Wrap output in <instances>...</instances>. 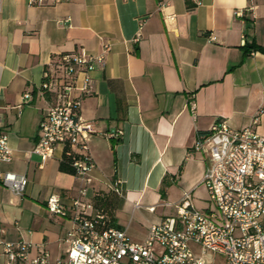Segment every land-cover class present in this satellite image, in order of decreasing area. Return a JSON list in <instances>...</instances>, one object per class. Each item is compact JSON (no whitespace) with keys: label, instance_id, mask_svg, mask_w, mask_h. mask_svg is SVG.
I'll use <instances>...</instances> for the list:
<instances>
[{"label":"crops","instance_id":"1","mask_svg":"<svg viewBox=\"0 0 264 264\" xmlns=\"http://www.w3.org/2000/svg\"><path fill=\"white\" fill-rule=\"evenodd\" d=\"M252 41L264 47V0H0V130L12 149L0 170L28 180L22 197L0 186L3 239L30 243V257L44 249L61 257L68 246L81 183L59 170L61 148L44 162L28 154L50 100L39 89L43 73L59 55L110 47L103 64L94 62L80 107L95 164L85 200L142 242L184 193L197 209L212 208L209 200L196 206L206 162L190 151L215 119L264 135V53L243 56ZM117 130V138L103 135ZM51 195L65 216L46 210Z\"/></svg>","mask_w":264,"mask_h":264},{"label":"built area","instance_id":"2","mask_svg":"<svg viewBox=\"0 0 264 264\" xmlns=\"http://www.w3.org/2000/svg\"><path fill=\"white\" fill-rule=\"evenodd\" d=\"M191 1L199 4V0ZM174 17L165 15L171 21ZM139 35L138 31L133 42ZM109 49L104 44L97 55H59L43 73L39 87L50 100L28 154L44 162L61 148L81 183L69 207L67 249L61 257L53 258L45 249L30 257V243L5 241L0 228L3 264H264V135L252 126L232 129L215 119L205 134L197 136L190 152L202 154L206 162L201 183L212 208L197 209L189 193H184L174 205V214L151 225L142 242L130 240L125 229L112 226L102 210L85 200L95 164L88 153L92 125L81 119L80 107L91 93L94 62L103 64ZM190 105L194 108L192 101ZM103 135L117 138L122 131ZM11 159L8 135L0 130V164ZM27 184L25 175L0 170V186L14 196L22 197ZM45 208L52 215L67 213L57 195L46 199Z\"/></svg>","mask_w":264,"mask_h":264},{"label":"trees","instance_id":"3","mask_svg":"<svg viewBox=\"0 0 264 264\" xmlns=\"http://www.w3.org/2000/svg\"><path fill=\"white\" fill-rule=\"evenodd\" d=\"M254 52L264 53V47L257 45L254 41H252L249 44H245L243 46V56L244 57H246V56H248ZM59 170L61 172H65V173H69V174L74 173L71 166H70V160L66 157H63V159L61 160V162L59 164Z\"/></svg>","mask_w":264,"mask_h":264},{"label":"rangeland","instance_id":"4","mask_svg":"<svg viewBox=\"0 0 264 264\" xmlns=\"http://www.w3.org/2000/svg\"><path fill=\"white\" fill-rule=\"evenodd\" d=\"M195 198H197V203H196V206L197 207H202L203 203H204V200H208V195H207V192L206 190L204 189V187H200L197 189V191L195 192ZM215 257L218 258V256L215 255Z\"/></svg>","mask_w":264,"mask_h":264}]
</instances>
